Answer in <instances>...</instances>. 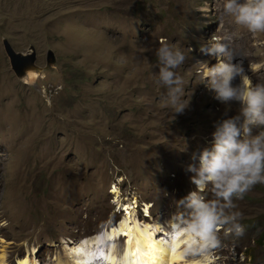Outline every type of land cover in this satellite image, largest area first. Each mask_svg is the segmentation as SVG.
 Instances as JSON below:
<instances>
[{
  "label": "rangeland",
  "instance_id": "rangeland-1",
  "mask_svg": "<svg viewBox=\"0 0 264 264\" xmlns=\"http://www.w3.org/2000/svg\"><path fill=\"white\" fill-rule=\"evenodd\" d=\"M226 34L252 81L264 83V33L235 24L223 0H0L5 264H76L79 242L104 236L130 203L139 222L175 220L177 200L196 190L186 171L192 153L209 145L215 121L239 112L212 98L198 64L216 63L199 46ZM162 41L186 56L174 70L189 100L182 114L154 83ZM201 195L216 199L211 187ZM231 199L243 235L221 228L217 246L181 248L184 260L264 264V184ZM104 241L96 246L123 255L122 238Z\"/></svg>",
  "mask_w": 264,
  "mask_h": 264
},
{
  "label": "clouds",
  "instance_id": "clouds-1",
  "mask_svg": "<svg viewBox=\"0 0 264 264\" xmlns=\"http://www.w3.org/2000/svg\"><path fill=\"white\" fill-rule=\"evenodd\" d=\"M223 13L250 33H264V0H223ZM230 40L227 34L223 40L213 35L199 46V51L214 57L216 63L198 64L202 84L213 94L212 98L225 105L238 103L239 112L215 121L209 145L198 155L192 153L190 159L196 163L188 164L186 171L196 190L177 200L181 211L174 216L176 226L191 235L194 242L198 238L202 247L217 246V231L221 228L225 236L243 235L241 213L231 211L235 208L231 198L242 196L257 183L264 184V83L252 81L243 61L234 57ZM156 57L158 71L154 83L166 88L161 100L171 113L182 114L189 100L184 98L185 81L174 70L185 62V53L162 41ZM252 67L259 65H249L248 69ZM237 78L238 84L234 83ZM209 187L215 191L216 199L201 195Z\"/></svg>",
  "mask_w": 264,
  "mask_h": 264
},
{
  "label": "bare ground",
  "instance_id": "bare-ground-1",
  "mask_svg": "<svg viewBox=\"0 0 264 264\" xmlns=\"http://www.w3.org/2000/svg\"><path fill=\"white\" fill-rule=\"evenodd\" d=\"M200 39V38H198ZM135 204V203H134ZM134 204L125 206V211L121 221L108 231L104 236H94L92 241L79 242V247L73 253L78 257L76 264H210L209 257L204 259L184 260L182 249L191 248L194 251L195 245L199 242L198 238L194 242L193 237L183 232L180 227L176 226L175 220L168 222L166 226L156 223L139 222L136 216ZM148 209H144L147 213ZM116 241L122 238L124 240V253L120 258L119 250H111L112 245L105 248L102 246L104 239ZM91 240V239H90ZM97 243L102 245L96 246ZM107 243V242H106ZM78 245V244H77ZM107 245V244H106ZM76 246V245H75ZM95 246L91 249V247ZM114 246V245H113ZM115 247V246H114ZM200 247V246H198ZM202 247V246H201ZM182 248V249H181ZM205 249V247H202ZM207 248V247H206ZM104 249H106L104 251ZM123 249V247H122ZM200 249V248H199ZM71 251V249H70ZM186 251V250H185ZM95 252V254L93 253ZM0 264H5L4 253L1 251ZM117 253V255H115ZM186 254V252H185ZM104 261V262H103ZM215 261V260H214ZM103 262V263H101ZM17 264H35L29 262L26 257L18 260ZM75 264V263H74Z\"/></svg>",
  "mask_w": 264,
  "mask_h": 264
},
{
  "label": "trees",
  "instance_id": "trees-1",
  "mask_svg": "<svg viewBox=\"0 0 264 264\" xmlns=\"http://www.w3.org/2000/svg\"><path fill=\"white\" fill-rule=\"evenodd\" d=\"M261 236H262V234L260 235V237H259V239H258V240H260V238H262Z\"/></svg>",
  "mask_w": 264,
  "mask_h": 264
}]
</instances>
